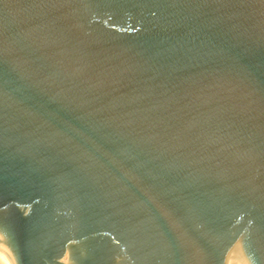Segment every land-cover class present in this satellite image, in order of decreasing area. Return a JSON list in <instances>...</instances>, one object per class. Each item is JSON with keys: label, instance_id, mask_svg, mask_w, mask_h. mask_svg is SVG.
<instances>
[{"label": "water", "instance_id": "1", "mask_svg": "<svg viewBox=\"0 0 264 264\" xmlns=\"http://www.w3.org/2000/svg\"><path fill=\"white\" fill-rule=\"evenodd\" d=\"M264 264V0H0V264Z\"/></svg>", "mask_w": 264, "mask_h": 264}, {"label": "bare ground", "instance_id": "2", "mask_svg": "<svg viewBox=\"0 0 264 264\" xmlns=\"http://www.w3.org/2000/svg\"><path fill=\"white\" fill-rule=\"evenodd\" d=\"M231 264H237V263H235V262H231Z\"/></svg>", "mask_w": 264, "mask_h": 264}]
</instances>
